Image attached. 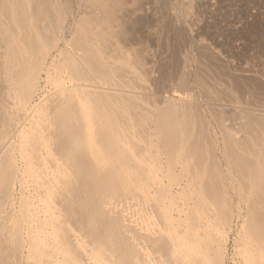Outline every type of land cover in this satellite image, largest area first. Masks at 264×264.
Segmentation results:
<instances>
[{
	"label": "rangeland",
	"instance_id": "374dc122",
	"mask_svg": "<svg viewBox=\"0 0 264 264\" xmlns=\"http://www.w3.org/2000/svg\"><path fill=\"white\" fill-rule=\"evenodd\" d=\"M27 1L30 3L29 0ZM34 1L35 0H33V3ZM39 1L40 2L43 1L45 3V4H43V2L41 3L40 9L42 8V6H44L42 9L45 8L47 11L45 12V9L44 10L41 9L40 10V12L42 11L41 14H43V12L45 15L49 14L50 20L53 18L55 19V21L52 19L53 21L51 20L50 22V20H47L49 19L48 18L49 16L42 15L43 17L40 18L38 17L39 19L36 18L37 23L39 24L35 25L36 21H34L33 18L34 16L33 11L35 10L33 7L34 4L32 2L30 3L31 5L27 4L28 5L27 8L32 6V9L31 8L27 9L29 15L28 19L30 20L31 23L35 22V24L33 25L36 28H33V25L32 24L30 25V22L28 23L29 27H32L36 32V34L39 33V36L43 38V40L39 38L40 41L42 40V43L44 42L47 43L49 37H50V42H48V45L44 44V46L47 47L43 49L44 51L42 53L44 52L45 53L44 55L42 54V56L39 59V62L37 61L38 64L37 63L35 64L36 65L35 68L36 69L37 67L39 68L37 71L34 70L36 73L35 74L33 73L32 77L33 76L35 77V79L33 77L35 82H33L34 80L32 79V85H30V87L31 86L34 87L33 85H35V87L33 89L31 88L32 90L30 89L29 86L25 87V89L26 88L30 89L31 91H29L28 89H26V91L28 90L31 93H29L30 95H26V97L29 96L27 98L23 95L24 96L23 98H26V100L24 99L25 100L24 102L22 101L23 93L19 92V88H20L19 86L20 83L22 82V77L18 78L16 75H15L16 77L14 76V71H12L13 64H10L8 62L10 61V51L8 49L9 40L7 39L8 40L7 41L4 38L6 36H3L4 34L2 33L3 31L4 33L7 32L4 28V26L6 25V27H9L8 29L9 30L11 29L12 33L15 34L14 30L18 26H20V23L17 26L18 21L16 20L17 22H15L16 23L15 24L16 27H15L13 23V21L15 20L9 17L10 15H7L6 10L4 11V5L3 7L0 6V172L2 173L3 176L5 172H6L5 176L8 174V172L10 174V170L12 172L11 173L12 175L11 174L9 175V177L11 178H9L8 175L7 177L5 176L3 177L0 174V264H50L54 261L53 258L55 260L59 259L61 261L59 260L58 261L62 262V258L64 257L63 251L61 252L54 251L53 249L55 246L60 247L61 243L69 255L72 254L75 259L81 262L85 261L86 264H89V261L92 264L94 261L100 260L101 258L102 260L105 259L103 261L105 262V264H107L106 261H108L109 259L110 262L108 261V264L109 263L117 264L119 259L123 258L121 255H118L119 253L113 249L112 245H110L108 249L107 248L109 246L108 244L107 245L105 244L106 246L102 247L104 250L102 249L99 252L100 250L99 249L98 250L99 256L97 255V249L95 250V242H93L92 239L88 240L90 237L89 235H85V234L86 232L89 231V228L91 230L94 227L95 223L97 222L96 220L98 219L97 218L98 213L96 214L95 211L94 214L96 215V217L94 214H93L94 217H92L93 215L91 216V213L93 211L87 212L88 209H86L85 211V208H82L81 207L82 205L80 206L82 202V200H80V197H82V199L83 197L84 199H86L85 195L79 196L80 194H78L79 192H77L78 194L77 196L79 197V199L78 197H76L74 198L76 200H73V195H69L68 198V195H66L68 193L67 191L65 192V190H63L64 187L60 185L61 184L60 182L58 183V181L55 180L54 183L56 182L57 185H60V186H56L54 185L53 182H51L52 183L51 184L50 180L48 179V177L51 176L53 177V174L59 173L60 169L62 170L64 163L58 161V159L60 158L59 157L60 152H58L59 149L56 148L57 146L55 144L54 145L51 144V142L49 144L46 143V140L48 139H50L51 141V137H52L51 130L50 131L49 129L45 130L47 129V127L46 128L42 127L43 128L42 129L41 125L43 124L38 126V124L40 123L37 124L36 120L37 118H40L42 116L41 118L43 120L41 123L46 122V124L48 123L50 126H52L51 124H53L52 123L53 121L51 123L50 121L54 120L53 115L51 114V119H50L49 113L51 112L49 111V109H47V112L43 110H45L48 107L50 98H52L53 96L52 93L54 94L55 92L54 90L58 89L57 86L59 87L61 86V88L77 86L78 88H86V89L89 88L95 91L101 89V91L103 90V92L109 94V96H114V94L113 95L111 94L112 92L115 93L116 95L119 94L118 97L115 95L116 99L120 98L126 100L125 101L126 103L129 102L127 105L125 104L126 106L132 104L131 102H133V105L129 106V108L127 107L128 113L130 112V114L127 113V115H128V119L130 116L129 119L130 121L135 120L134 121L135 124L134 122L131 123L132 125L131 130L133 131L132 132L128 131L130 136L125 138L126 139L129 138V140H131L132 143H134L133 142L134 140L135 141L137 140L138 142L137 141L136 142L139 145H142L144 142L145 144L144 146L146 147V150L149 149L146 151L147 154H145L144 156L145 159H149V158L152 159L153 157V159L155 158V162L158 163L157 164L158 168L156 167L157 168L156 172L158 173V175L160 174L159 179L161 182L159 188L161 187L163 188V190L161 188V194L163 196L161 194L159 195L161 197L159 199V202L161 201L160 202L161 206L165 207L166 205V207H169L168 208L169 211L172 210L171 215H173L172 217H175L173 219L174 220L173 223L176 224L179 230L181 231L193 227V229L196 232L203 233L204 231L203 224H205L206 228L208 227L207 232L210 229L208 236L209 240H207L206 242L207 245L205 243L202 245V246L205 245L206 249L201 247L205 249L206 252H208L207 254L205 253L207 257L209 254H211L208 257L209 260H211L212 255L219 253L218 255L220 256V261H221L220 264H249L251 261L250 260L251 256L249 257L250 259L248 258V260L246 257H248L251 252L249 249L247 250L244 249V247H248L247 242H249V246L253 245L254 241L251 234H249L248 232L249 235L248 236L246 232H244L247 230H243L241 227L244 228L246 226V228L244 229H247V222L251 217V213H250L251 205H254V208H256L257 212L261 210L264 211L263 210L264 201L254 204L252 203L254 201L255 195H258V193L262 194V195L259 194L258 196H260L262 200H264V191H263L264 189H261L262 192H259L257 190L259 186H260L259 189L263 188L264 178L255 175V173L253 174L252 173V171L254 172L253 167L250 168L249 170L250 172L248 173L243 174V172L242 173L238 172V170L240 171V168L236 163H234V158L232 157V155L234 154L235 156L236 154L235 152L242 153L245 151V149L247 151V147L249 146L245 144H249V142L251 141L252 142L251 145L253 147L249 144L252 148L251 147L250 149L248 148L249 150L247 151L249 152L250 150L253 149V151H250V153H248L251 155L245 153L246 151L244 152L245 155L244 153H242V155H244L246 158L248 157L247 159L250 161H252L251 158H253V160L257 158V160L255 159V161L257 162L255 163L260 164L259 166H262L261 168H264V164H263L264 163L263 160L264 159L263 158L264 157V152H263L264 150L263 149L264 147V0H108V4L112 7V11L114 15L113 17L115 18L111 25L112 27L111 34L107 41L96 42L97 44L96 43L94 44L93 47L95 48H93V50H97V52L99 53L101 61L103 60L104 62L105 70L106 69L108 70L109 69L108 66H110L111 68L110 72H112L111 74H108L109 70L105 72V70H103L104 69L103 66H101L100 64H97L94 61L93 63L90 60H88L86 55H84L85 52L83 51L86 50V47L85 49H83L84 47L80 46L79 43H77V45H74L76 42L74 43L72 42L73 40L76 41L75 37H77V35L75 34V29L77 33V28L79 26V19L85 16L87 17L90 14H92V11H94L93 10L94 7H96L94 5L95 0H39ZM53 4H54L53 7L56 6L57 12H59L60 14L57 13L56 9L52 7ZM49 6L52 7L51 9L55 10V12L59 16L61 15L60 16L61 20L60 22H58V25H55L56 27L54 26V22L56 23L57 20L59 21L60 18L57 19L59 16L55 18V15L57 14H55L54 11L52 12V10L49 9L50 8ZM30 10L33 11L31 12ZM50 14H52V18ZM30 16H32V20ZM41 18L44 19L41 20ZM10 20H12V22ZM44 20L45 22L43 23L42 21ZM46 20L48 23L46 22ZM45 23L47 24V26ZM12 26L15 28L14 30ZM49 26H51L52 28L54 27L53 29L56 30L53 31L52 28H48ZM96 26H97V22L94 21L91 24V27L92 29H95ZM18 28L20 29L21 27ZM18 28L16 29L17 31L15 30L16 35L17 32L20 31L18 30ZM51 30L53 32H51ZM21 31L22 32L20 36L19 34L18 36L23 38L24 34L22 33H24V31L22 28ZM16 35L14 36L10 35V36L12 38L13 37L15 38ZM48 35L49 37L47 38ZM19 37L17 38L16 36L14 40L17 41L18 39L19 41H22L24 39L23 38L21 40ZM44 39L47 40V42L44 41ZM5 41L7 42V44H5L6 43ZM5 47L8 48L6 49ZM77 47L78 48L80 47L81 49L80 48L78 49ZM7 53L9 57L7 56L6 58ZM81 53L84 56H82ZM84 57H86L85 60H83ZM122 59L123 61L126 60V62L121 61ZM113 61H115L116 64ZM5 62L6 63L8 62V64H6ZM83 63L84 65H82ZM106 63L107 64L110 63L111 65L110 64L107 65ZM120 63L121 64L127 63L128 67L126 65L125 67L124 64L121 65ZM119 64L121 65L120 68H119ZM8 65H10L11 68ZM121 67H123V69H121ZM74 68L75 69L78 68L77 70L79 75L77 74V71ZM74 70L76 71V73ZM8 73L9 75L10 74L12 75L10 76V80H9V75H7ZM25 73H29V72L26 71ZM54 73L55 74L57 73L56 77L58 76L59 78L58 77L53 78V75H55ZM25 75L28 76L27 74ZM12 78H15L14 80H16L17 78V81L15 82H13V80L11 81ZM52 79L54 80L57 79V82L59 83L57 84L56 82H53L54 80ZM54 83L57 84V86ZM15 85L18 86L19 88L16 87ZM15 89L18 90L15 91ZM109 90L112 92H110ZM119 92L120 93L123 92L122 95ZM15 93L18 94L17 97H16L17 94L15 95ZM124 93H127L126 94L127 96ZM19 94L21 95L20 99H19ZM121 96H124V98ZM128 96L131 97L132 99L131 98H130L131 100L125 99V97L129 98ZM133 99L134 101H132ZM18 100L22 101L24 105L22 104V102L20 103ZM169 100H171L172 102L175 101L174 106L177 107L178 105V108L172 107L174 110L175 109H177V111L179 110L177 112L178 114H180V111L183 109L184 111L188 109V112L191 113V114L188 113L186 114L187 111L185 113L182 112L183 114L187 115V117H185L186 120L184 124L187 123L186 127L189 128L187 130L189 132L186 131L187 128H185V126H183L185 129L183 128L182 130H185L184 131V133L186 132L185 139L188 140V142L184 140L185 134L183 133V131L181 132L184 135L179 132L181 135L178 134L177 137L179 141L182 140L183 142H181L182 144L176 143L177 145L179 144L178 145L179 150H177V146L174 148L176 150L175 152L173 149L174 153L172 152L173 155L171 154V156L173 157L171 156L169 157V154L168 156H166L167 151L164 150L165 148H163L164 145L162 144V140L161 142L159 141V138L161 139V135L159 136V138L156 137L157 135L160 134L158 133L159 130L156 127L158 131L157 130L155 131L156 128L154 127L156 126V122L158 123V117L160 116L159 114L160 112H158V108L160 110L161 107H162L161 109H163V106L167 107L168 106L167 102H169V104L171 103V105L170 107L169 106L168 107L172 111L171 106L173 103L170 102ZM117 101H120L121 102L120 104L123 103V101L121 100H117ZM18 103L22 104L23 106L19 105ZM179 107H181L182 109L180 110ZM173 111L171 112L172 114ZM175 112L173 117L172 114L169 113L171 114V117L168 118L169 116L168 114L167 119L171 120L170 118H173L174 119V120L172 119L173 122L178 126L182 127L183 123H181L180 125L179 122L182 119V118L180 119L181 117L180 115H182V113L178 115L179 119H177L176 118L177 113L175 114ZM134 116L137 118H135ZM140 116L141 118L138 119V117ZM183 116L184 115H182V117ZM175 118L177 120H175ZM188 119H191L189 121H192L190 125H192L193 128H190L192 126L188 127L190 123L189 121H187ZM136 122H138L142 126ZM34 123L37 126L34 125ZM48 124L46 126H48L49 128ZM134 126L138 128H135ZM29 127H31L33 130L29 129ZM194 128L196 131H194ZM25 130L26 132L35 131L36 136L39 135L40 138V141L38 143L39 145L35 144L36 148L34 145V149H33V150L36 149V152L35 151L34 152L37 154V156L34 154L33 151L32 153H30L31 145L29 146V144L31 143H29V139L27 141V139L22 138L21 133L25 132ZM139 130L142 131L139 132ZM45 131L48 132L46 133ZM35 132L33 133L35 134ZM224 132H226V134ZM156 133L158 134L156 135ZM227 133L229 134V137L231 138L233 137L232 140H234L235 142L230 141L231 139L228 138ZM196 134H198L200 138L198 136L196 137ZM45 136H47L48 138H46ZM131 136L132 138H130ZM191 137L192 138L194 137L193 138L194 141L192 140ZM225 138L228 139V141H226ZM198 139L199 141L196 142ZM192 141L194 143H197V145L199 144L198 146H201L200 144H202V147H203V142L201 141H204L205 146L203 147L204 148L203 151H205L207 148L209 149V147L211 146L209 150L207 149L206 152H204L203 159L207 160L206 163L216 162L215 163L216 165L213 163L215 167L219 166L217 171L219 175H221L220 178L223 177L222 180L220 179L221 191H224L221 194L225 196L223 198L225 200V201L223 200L224 203L222 202V204L220 205L221 207L219 206L221 209L219 212L221 214H219V212L216 210L219 208V207L217 208V204L211 207L209 203L210 201L209 202L207 201L208 198L201 192L200 196L202 197V199H204L203 202L199 197V194L196 192L197 190L201 191L200 189L201 183L199 178L196 177L198 175L197 172L195 171H198L197 170L198 167H195L194 165L197 164L196 166H198L197 163L198 159L194 160L195 156L193 155L197 154V152L194 154L195 150L194 148H192L193 146ZM128 142L132 144L130 141ZM185 142L187 143V145ZM224 142H228V144H225ZM231 142H233V145ZM42 143L44 147L43 145H41ZM229 143H231V145ZM234 143H236L237 146H235L236 144ZM238 143L239 144L243 143V144L239 145ZM184 144L187 146L185 150H187L188 153L187 152L185 153L184 147L186 146ZM46 145L48 148H46ZM160 145H163V147ZM224 145H226L227 147H225ZM244 145L246 146V148ZM49 147H52V149ZM228 147L230 148V151ZM234 147H238L237 148L238 150H236V148ZM54 148H56V151ZM28 149L30 152L28 151ZM39 150L42 152H40ZM193 150L194 152L191 155L194 157L193 160L197 161L195 163H192L193 157H189L190 152H192ZM226 150L228 154L227 152H225ZM27 151L29 152V154ZM177 151L179 152L177 153ZM253 152L255 153L253 154ZM7 153L10 155L6 156ZM48 153L50 154L49 156L47 155V157L49 158L51 157V160L50 159L48 160L47 163L49 164L47 165L46 161L48 158L46 157V154ZM51 153L52 154L55 153V154L51 155ZM175 153H177V155ZM209 153H211L212 155ZM225 153L226 155L229 156L225 157L226 156V155L224 156ZM261 153L263 155H260ZM27 154L31 155V157L25 156ZM205 154L208 155L209 160L206 158L207 155ZM246 154L248 156H246ZM256 154L262 156L263 161L261 160V157L258 155L257 157L256 156L252 157V155H256ZM44 155L47 159L44 157ZM34 156L38 157V159H36L37 161H34L35 160L34 158L31 159ZM211 156L215 161L213 159H210ZM3 157H4L3 160H6L8 157L11 160L7 162L8 161L7 159V161L2 162ZM229 157L232 158L233 160H230ZM28 159L31 160L33 164L28 163L27 161ZM203 159L201 161H203ZM260 160L262 161V163ZM10 161L12 162V166L9 168V165H11ZM24 161H26L25 165H27V167L24 166ZM55 161L57 162L54 163ZM183 161L184 163H186V169L184 167L185 165ZM228 161L229 162L232 161L233 163L232 162L229 163ZM2 163L8 165V167L7 166L3 167L4 164ZM228 163L230 165H228ZM255 163L253 164L254 166ZM29 164L31 165V168ZM235 165L237 166L235 167ZM232 166L233 168H231ZM6 167L8 169H6ZM228 167H230L231 169ZM50 169L53 170L49 171ZM191 169L193 171H191ZM183 170L184 171L187 170L186 171L187 173L186 172L184 173ZM171 171L174 173V175L172 174ZM167 172L171 174H168ZM236 172L237 174L239 173L238 176ZM167 174L170 176H168ZM248 175H250L253 178H250V176ZM42 178L44 179L47 178V181L46 180L44 181V179ZM170 178L172 179L171 182H170L171 180ZM167 179L170 180L168 181ZM241 179L242 180L244 179V182L246 180V182L248 183L246 182L244 183ZM238 180H240L241 182H239ZM253 180L259 182L261 181V183H259L260 185L258 186V184H256L257 182ZM195 182H198L197 183L198 185H196ZM238 182L239 185L237 184ZM250 182H252V184H249ZM247 184L249 185V187L247 186V188H245ZM52 185L53 187L55 186L56 189H53ZM163 185L166 187L164 188ZM193 185L194 186L196 185L198 189L194 188ZM242 185L243 188H240V186ZM48 186L52 189V191L50 190V188H48ZM252 186H254L255 188ZM235 187L237 189L240 188L239 190L242 189L241 193ZM58 188L61 189H59L55 193L54 191L57 190ZM252 188L253 190L256 191V193L255 191L254 192L252 191ZM164 189L165 190L167 189V193L164 192ZM192 189H194V191L198 194L197 196L198 200L195 198L196 197L195 192ZM246 189H248L249 191H247ZM152 190L153 188H150V192H151L150 195L152 196H149V198H147L146 201L144 198L142 197L140 198L136 194L127 193L129 194L127 195L126 192L125 193L119 192V195L118 193L117 194L114 193L115 194L114 196H112L113 194L111 195L108 193L110 198L109 200L107 196L108 194L103 193L104 195L102 197L104 198L105 196L106 198L104 199L102 198L101 203L104 204L103 207L108 212L104 210V208L101 205L102 210L105 211L104 213L106 214L108 213L109 216L111 217L114 214L113 218L118 219L117 224L123 225L120 227L118 225L119 228H117L118 229L117 231L120 234V236H123L124 239L128 240V242L132 244V246L140 245L141 250L143 249L141 251L137 246L136 255H134L135 257H133L132 259L134 263L136 262V264L137 263L138 264H182L181 260L174 257L175 252L173 251L170 252L169 250L170 246L168 247V245L165 243L168 240H169V244L171 243L170 242L171 236L169 234H166L165 232V230H168V226H166L161 219V214H159L160 213L159 207L161 206L160 203L159 205L158 203H155L153 198L154 190L153 191ZM186 190L188 192H186ZM250 190L253 193H255V195H253V193L250 192ZM59 191H61L60 194L62 193V195L65 193L64 196L67 197L64 198V196L59 194ZM246 192H248V194ZM184 193L188 195H184ZM190 193L192 194L191 196ZM55 194L57 195V197ZM117 195L118 197H116ZM49 196H51V198H49ZM53 196L56 197V199ZM53 199L57 200V202L59 200L60 202V203L58 202L59 205L57 204V202L55 203V200ZM65 199L66 201H68V203L71 202L74 205H70L71 203L68 204L65 201ZM148 199L150 201H148ZM151 199H153V201H151ZM199 199L202 201L200 202L203 204L202 205L203 207L199 205L200 203ZM249 199L252 200L249 201ZM170 200H172L173 203ZM63 201L64 204H62ZM75 201L76 203L77 202L79 203V204L77 203V205L79 206L78 209L80 210L76 209L77 205H75ZM105 201L106 203H104ZM227 201L229 202V204ZM20 202H23L30 209V211L28 210L29 217L31 216L30 218L25 217L24 215L21 214L23 212L20 211L19 209L21 208L22 210L23 203L20 205ZM205 202H207V204ZM54 203L56 206L54 205ZM225 203L228 204V206L230 205V208H227L228 206L226 207ZM43 204L46 208L48 207L47 209H49V207L51 209L53 208L50 211L52 212L50 214L51 216L49 215L50 209L46 212L45 211L46 209L43 206ZM47 204H50V206H47ZM66 204H68L69 208L71 207L72 210L74 209V211H71V209L69 211V208H66L65 210L64 207H68ZM108 205L110 206L111 209L109 208ZM106 206L108 208H106ZM157 206L159 207L157 208ZM200 206L202 209L200 208ZM222 207H226V209L225 208L222 209ZM193 208H195L196 211ZM214 208L218 212V214L217 212H214L215 211ZM249 208L250 210H248ZM56 209L57 210L59 209V212ZM75 209L77 210V212L75 211ZM83 209L84 211H82ZM61 210L64 211L62 212ZM222 210H224L223 214L225 213V211L227 214L229 213L228 218L231 217L229 219L230 221L226 220L227 219L226 213H225L226 215L224 214L226 216L225 217L226 219L223 218L224 215L222 217ZM55 211H57L58 213ZM66 211L68 212L66 213ZM13 212H15L14 214L16 217L13 215ZM72 212H74V214L76 212L75 216L73 215ZM86 212L87 215L89 213L90 217H92L93 219L87 217ZM68 213L69 216L67 215ZM58 214L62 216L59 217ZM78 214L80 217H83L85 215L86 216L85 218L84 217L78 218L79 217ZM245 214H248L247 218ZM217 215H219V217ZM67 216L69 217V219ZM193 216L195 217V219ZM197 216L199 219L197 218ZM17 217L19 218L20 221H22L20 222V224H18L19 220L15 221L18 219ZM22 217L26 219L24 220ZM188 217L189 219L190 217L191 218L193 217L192 218L193 220L192 219L188 220ZM210 217L211 218L213 217L212 219L217 217L216 219L218 220L216 219L212 220ZM14 218L17 219L13 220ZM55 219L57 220L59 219L61 222L60 221L56 222ZM80 219L81 220L83 219L82 223L84 225L83 224L80 225L81 224V222L79 223V221H81ZM88 219L90 221L89 224L87 221ZM90 219H92V221ZM94 219H96L95 220L96 222L93 221ZM120 219L122 223L120 222ZM208 219L210 220V222H207L209 221ZM245 219H248L247 222ZM197 221L199 222L196 223ZM13 222H15L16 224ZM84 222H86V224L88 225H85ZM92 222L93 224H91ZM241 223H244L242 224L243 226L241 225ZM12 224H14V226ZM19 225L21 227H18ZM86 226L87 227L90 226V227L87 228ZM11 227L12 230L14 229L13 231L11 230ZM121 227L124 228L127 227V229ZM53 228L54 229L57 228L56 232H58L59 236H61L59 237V240L58 238H55L57 234L52 232ZM130 228L133 229L130 230ZM119 230L124 231V234H122L123 232ZM161 230L164 233H162ZM15 231H17L16 234L18 235L20 234L19 235V240L21 239L20 243H18L19 241L16 240L18 236L15 234ZM19 231L20 233H18ZM129 231L132 233H130ZM158 231L159 233L161 232L160 233L161 235L158 233ZM150 232L153 235H151ZM11 233L16 237V238L14 237L15 240L14 239L12 240ZM33 234L34 235L38 234L40 238L43 239V245H41V247L36 250L37 252L35 251L33 254L31 252L30 254L29 252L31 251V247L33 245H31L30 247L29 244H33L32 242L33 238H31L32 236L34 237ZM53 234L55 235L54 237ZM113 234L115 239V233H112L111 236H113ZM135 234L140 240L136 237ZM242 234L243 235L246 234L245 237H243ZM111 236L106 237L107 239H109L108 242L114 240L113 238H112L113 240L111 239ZM247 237L248 239L247 241H245ZM250 237L252 238L251 241L249 240ZM242 238H244V242L243 240H241ZM61 239L64 240L63 241L64 243L62 242ZM13 241H16L17 244L16 243L12 244ZM239 241L243 243L241 244V242ZM237 242H239L241 246ZM57 243H59L60 245ZM245 243L246 246L244 245ZM91 244L92 245L94 244L93 247H91L92 246ZM218 246H221L222 248L219 247L221 250L219 252H215V250L218 251L217 249ZM110 248L113 250V252L112 250H110ZM74 249L77 251H75ZM92 251H94V254ZM242 251L244 253L246 252H250V253L244 254ZM220 252L222 253V255H220ZM242 255H246V257L244 256L246 258L245 260H247L246 263ZM80 257L81 259L83 258L84 260L82 261L81 259H79ZM57 260L56 262H58ZM124 261L123 259L120 260L119 264H124ZM85 263L83 262V264Z\"/></svg>",
	"mask_w": 264,
	"mask_h": 264
},
{
	"label": "bare ground",
	"instance_id": "6f19581e",
	"mask_svg": "<svg viewBox=\"0 0 264 264\" xmlns=\"http://www.w3.org/2000/svg\"><path fill=\"white\" fill-rule=\"evenodd\" d=\"M30 1V3L32 2L33 3V0L31 1V0H29ZM28 1L27 0H1L0 1V3H1V5L0 6H2L3 7V5H4V11L6 10V12H7V15H10L9 17H11V18H13V20H15V21H13V23H14V26L16 27V23L15 22H17V26H18V24L20 23V26H18V27H21L22 29H23V31H24V33H22V34H24V39L23 38H21V37H19L20 36V34H21V28L19 29L18 27V30H20V31H18L17 32V35H16V29L13 27V30H14V32H15V34L14 33H12V30L10 29H8L9 27H6V25L4 26V28H5V30L7 31L6 33H4V31L2 32L4 35L3 36H6V37H8V38H6V37H4L7 41H8V45H9V48L8 47H5L6 49L8 48L9 49V51H10V61H8L10 64H13V66H12V71H14V76L16 75L18 78H20V77H22V82L20 83V88L18 87V86H16V87H18L19 88V92H21V93H23L22 94V101L24 102L25 100H26V98L27 97H29V96H27L26 97V95H30L29 93H31V92H29V91H31L34 87H35V85H33L34 87H30V85H32V79H33V77H32V74L34 73H36L34 70H38V68L39 67H37V69L35 68V64L37 63V61L39 62V59H40V57L42 56V54L44 55V53H42L44 50L43 49H45L46 47L44 46V44H47L48 45V42H50V37H49V35L47 36V38L49 37V40H48V42H47V40H45L44 39V41H46L47 43H42V40H43V38L42 37H40L39 36V33L38 34H36V32L34 31V29L33 28H36L33 24H35V22H33V23H31L30 22V20L28 19L29 17V15H28V12H27V9H29V8H31L32 9V6L31 7H28L27 8V6L28 5H31L29 2L27 3ZM43 1H39V0H35L34 1V11L33 10H30L31 12L33 11V18H34V21H36V24L35 25H37V24H39V23H37V20H36V18L37 19H39L40 17H43L42 15H45L44 14V12H43V14H41L42 13V11L40 12V10L44 7V6H42V8L40 9V6H41V3H42ZM28 4V5H27ZM43 4H45L44 2H43ZM42 4V5H43ZM96 7H94V11H92V14H90L89 16H85V17H82L81 19H79V26H78V28H77V33H76V29H75V34L77 35V37H75L76 38V41L75 40H73L72 42L74 43V42H76L74 45H77V43H79L80 44V46H82V47H84L83 49H85V47H86V50H83L85 53H84V55H86V57L88 58V60H90L91 62H95V63H97V64H100L101 66H103V70H105V66H104V62H103V60L101 61V58H100V55H99V53L97 52V50H93V48H95V47H93L94 46V44L96 43V42H101V41H107L108 40V38H109V36H110V34H111V25H112V22L114 21V15H113V11H112V7L108 4V0H95V4H94ZM54 6V4L52 5V7ZM50 7V6H49ZM52 7H50L49 9L50 10H52L51 8ZM53 8H55L56 9V12H57V8H56V6L55 7H53ZM45 9V8H44ZM44 9H42V10H44ZM49 9H48V11H49ZM29 11V12H30ZM55 12V10H52V12ZM5 12V13H6ZM45 12H47L46 11V9H45ZM55 12V14H57V13H59V12H57L56 13ZM54 14V15H55ZM60 14V13H59ZM32 15V14H31ZM41 15V16H40ZM47 15V14H46ZM45 15V16H46ZM51 15V18H52V14H50ZM44 16V17H45ZM47 16H49V14L47 15ZM59 15L57 14V15H55V18L56 17H58ZM61 16V15H60ZM58 17L57 19H59V21L57 20V24L54 22V26L55 25H58V22H60V20H61V17ZM8 17V18H9ZM31 17V20H32V16H30ZM39 17V18H38ZM10 18V19H11ZM46 18V17H45ZM49 19H47V20H50V16L48 17ZM42 19H44V18H41V20ZM53 19V18H52ZM51 19V20H52ZM17 20V21H16ZM29 20V21H28ZM47 20H46V22H47ZM51 20H50V22H51ZM54 21H55V19H53ZM52 20V21H53ZM97 22V26H96V28L95 29H92V27H91V24L94 22ZM11 22H12V20H10ZM39 21V20H38ZM30 22V25L32 24L33 25V28L32 27H29V23ZM41 22V21H40ZM43 23L45 22V20L44 21H42ZM49 22V23H50ZM48 23V22H47ZM116 23V22H115ZM46 24V23H45ZM51 24V23H50ZM52 25V24H51ZM59 25H60V23H59ZM46 26H47V24H46ZM2 27V26H1ZM56 27V26H55ZM59 27V26H58ZM57 27V28H58ZM11 28V27H10ZM48 28H52L51 26H49ZM54 28V27H53ZM52 28V29H53ZM8 29V30H7ZM36 30V29H35ZM49 30V29H48ZM56 30V29H55ZM54 29H53V31H55ZM32 31H33V33H32ZM52 30H51V32H53ZM115 31V30H114ZM42 33V32H41ZM115 33V32H114ZM18 34H19V36H18ZM47 34V33H46ZM10 35H12V36H14V35H16L17 36V38L19 37L22 41H19L18 39H17V41L16 40H14L15 38H16V36H15V38L13 37H11ZM72 35H73V33H72ZM41 36H42V34H41ZM44 37H46V36H44ZM3 38V39H4ZM39 38H41L42 40L40 41L39 40ZM13 39V40H12ZM74 39V38H73ZM6 42V41H5ZM5 44H7V42L5 43ZM97 44V43H96ZM78 48V47H77ZM80 48V47H79ZM78 48V49H79ZM81 49V48H80ZM120 49V48H119ZM118 50V49H117ZM121 51V50H120ZM6 52H8V51H6ZM81 52V51H80ZM82 54V53H81ZM83 54H82V56H84ZM7 56L9 57V55H8V53L6 54V58H7ZM82 56H81V58H82ZM86 57H84V59L83 60H85L86 59ZM80 58V59H81ZM42 59V58H41ZM6 60H8V59H6ZM87 61V60H86ZM121 61H123V59L121 60ZM8 62L6 63V64H8ZM85 62V61H84ZM93 62V63H94ZM103 62V63H102ZM114 63H115V61H113ZM123 62H126V60H124ZM40 63H41V61H40ZM88 63V62H87ZM86 63V64H87ZM38 64V63H37ZM71 64V63H70ZM91 64V63H90ZM107 64V63H106ZM108 64H110V63H108ZM107 64V65H108ZM116 64V63H115ZM121 64V63H120ZM119 64V68H120V66L121 65H123V64H121L120 65ZM72 65V64H71ZM82 65H84V63L82 64ZM111 65V64H110ZM127 66L128 64L127 63H125L124 64V66ZM8 66H10V65H8ZM37 66H39V65H37ZM78 66V65H77ZM89 66V65H88ZM116 66H118V65H116ZM125 66V67H126ZM107 67V66H106ZM109 67V71L106 69L105 70V72L106 71H108V74H111L112 72H110V66H108ZM111 67H113V66H111ZM128 67V66H127ZM10 68H11V66H10ZM79 68V67H78ZM77 68V69H78ZM82 68V67H81ZM80 68V69H81ZM119 68H116V69H119ZM6 69V68H5ZM75 69V68H74ZM77 69H75L76 71H77V74H78V70ZM115 69V68H114ZM121 69H123V67H121ZM125 69V68H124ZM7 70V69H6ZM74 70V71H75ZM26 71H28L29 73H25ZM73 71V70H72ZM76 71H75V73H76ZM56 72V71H55ZM110 72V73H109ZM9 73H10V71H9ZM9 73L7 74V75H9ZM25 74H27L28 76H26ZM55 74V73H54ZM56 75H57V73L55 74V75H53V78H57L56 77ZM75 75V74H74ZM79 75V74H78ZM10 76H12L11 74L9 75V80H10ZM15 76V77H16ZM59 78V77H58ZM15 78H12L11 79V81L13 80V82H15V81H17V78H16V80H14ZM34 79H35V77H34ZM33 79V80H34ZM52 80H54V79H52ZM59 80V79H58ZM33 82H35V80L33 81ZM53 82H56L57 84L59 83V82H57V79H55ZM15 84V83H14ZM35 84V83H34ZM55 84V83H54ZM57 84H55L56 86H57ZM11 85H12V83H11ZM10 86V85H9ZM30 87V89H28V88H26V89H28L27 91H26V89H25V87ZM16 87H14V88H16ZM58 87V89L56 90H54L55 92H54V94L52 93V98H50V101H49V104H48V107L45 109V110H43V111H46L47 112V109H49V111L51 112V113H49L50 114V119H51V114L53 115V117H54V120H51L50 121V123L52 122L53 124H51L52 126H50L48 123V125H49V128H48V126H46L47 124H46V122H43V123H41L42 122V116L40 117V116H38V117H40V118H37V124L38 123H40V124H38V126L39 125H41V124H43V125H41V128L42 127H47V129H45V130H48L49 129V131L51 130V134H52V137L51 136H49V135H47V136H49V137H51V141H50V139H48V140H46V143H50L51 142V144H55L57 147V149H59V151L58 152H60V154H59V159H58V161H60L61 163H64V166L62 167V170L60 169L61 168V166H60V172L59 173H55L54 171V173L55 174H53V177L51 176V177H48V179L50 180V183L51 182H53L54 183V181L55 180H57L58 181V183L60 182L61 184L60 185H62L63 187H61V188H63V190H65V192L67 191V193L68 194H66V195H68V198H69V195H73V200H76V199H74V198H76V197H78L77 195L78 194H80L79 196H83V195H85L86 196V199H84V197H83V199H82V197H80V200H82V202H81V204H80V206L82 207V208H85V211H86V209H88V211L87 212H91V211H93L92 213H91V216L95 213V211H96V214L98 213V215H97V220L96 219H94L93 221H95L96 223H95V225H94V227L90 230V226L89 227H87V228H89V233L88 232H86V234L85 235H89V239L88 240H90V239H92V241L93 242H95V250L97 249V255H98V253L103 249L102 247H104V246H106L107 244L109 245L107 248L109 249V247H110V245H112L113 246V249L115 250V251H117L119 254L118 255H121L122 257V259H123V261H124V259H125V261H126V264H133L134 262L132 261V259H133V257H135L134 255H136V251H137V246H132V244H130L129 242H128V240H126V239H124L123 238V236H120V234L118 233V229L117 228H119L120 226H123V225H119V224H117V221H118V219H115V218H113L114 217V214H113V216L111 217V216H109V214L107 213H104L105 211H103L102 210V207L104 206V204H102L101 203V199L103 198L102 196L105 194V193H109V194H113L112 196H114L115 194H117L118 193V195H119V192H122V193H125L126 192V194L127 193H130V194H136L138 197H142V198H144L145 199V201H146V199L147 198H149V196H152V195H150V188H153V190H154V192H153V198H154V201H155V203H158V205H159V203L161 202H159V199L161 198L159 195L161 194V188H159V185H160V179H159V176H160V174L158 175V173L156 172V169L158 168V166H157V164L158 163H156L155 162V158L153 159V157H152V159H145V154H147V150H149V149H147L146 150V147L144 146L145 144H144V142H143V144L142 145H139L135 140L133 141L134 143H132L131 142V140H129V138L128 139H126L125 137H128V136H130V134L128 133V131H133V130H131L132 129V125H131V123L132 122H134V121H130L129 119H130V116H129V119H128V115H127V113H128V110H127V107L129 108V106H131V105H133V102H131L132 104H129L128 106H126L129 102H125L126 100H124V99H120V98H118V99H116V97H115V93H113L112 91H110V92H112L111 94L113 95L114 94V96H109V94H106V93H104L103 92V90L101 91V89L100 90H97V91H95V90H92V89H86V88H78L77 86H75V87H66V88H61V86L59 87V86H57ZM57 87H55V88H57ZM63 87V86H62ZM13 90V89H12ZM16 90H18V89H15V91ZM98 91H100V92H98ZM106 91V90H105ZM108 91V92H109ZM28 92V93H27ZM107 92V91H106ZM109 92V93H110ZM115 92V91H114ZM17 93H18V91H17ZM17 93H15V95L17 94ZM20 93V94H21ZM26 93V94H25ZM117 93V92H116ZM120 93V92H119ZM122 93L123 92H121L120 94L122 95ZM19 94V99H20V97H21V95ZM125 95L127 94V93H124ZM123 94V95H124ZM26 97V98H23L24 96ZM119 95V94H118ZM118 95H116L117 97H118ZM131 95V94H130ZM18 96V94L16 95V97ZM127 96V95H126ZM51 97V96H50ZM121 97H123L124 98V96H121ZM129 97V96H128ZM131 97H129V98H126L125 97V99H129V100H131L130 99ZM25 99V100H24ZM49 100V99H48ZM117 100H121V101H123V103L122 104H120L121 102L120 101H117ZM129 100H127V101H129ZM20 103L22 102V101H20V100H18ZM17 101V102H18ZM132 101H134V99L132 100ZM170 102H172L171 100H169ZM23 102H22V104H23ZM166 102V101H165ZM175 102V101H174ZM174 102H172L173 104H172V106H171V109H172V111L174 110L173 108H178V105H177V107L176 106H174ZM168 103V106L170 107V105H171V103L169 104V102H167ZM19 104V103H18ZM22 104H19V105H21V106H23ZM126 104V105H125ZM165 104V103H164ZM126 106V107H125ZM162 106H163V104H162ZM166 106H167V104H166ZM165 107V106H163V109H161L160 108V110H159V108H158V112H160L159 114H160V116L158 117V123L156 122V126H154L155 128L157 127L158 128V130H157V128L155 129V131L157 130L158 131V133H160L159 135H157L158 133H156V137L157 138H159V136L161 135V139L159 138V141L161 142V140H162V144L164 145V147H163V145H160V146H162L163 148H165L164 150H166L167 152V155L166 156H168V154H169V157L171 156V154L173 155V153L176 151L174 148L177 146V150H179V144L177 145L176 143H181V142H183L182 140L181 141H179V139H178V134H183L184 133V131L185 130H182L184 127L183 126H185V128H187L186 127V124L187 123H185L184 124V122H185V120H186V118L185 117H187V113L188 114H191V113H189L188 112V109L186 110V111H184V109L183 110H181L182 108L181 107H179L180 108V114L182 113V112H186V114H183L182 113V115H184L183 117H182V115H180V114H178L177 112L179 111H177V109H175L176 110V112H175V110L173 111V114L171 113L172 111L169 109V107ZM160 107V106H159ZM173 107V108H172ZM131 108V107H130ZM41 110V111H42ZM130 110V109H129ZM157 112V113H158ZM174 112H175V114L177 115V119H179V116L178 115H180L181 117H180V119L182 118H184L183 119V122H182V119L179 121L180 122V125H181V123H183L182 124V127H180V126H178L177 124H175L174 122H173V118H170L171 120H169V119H167V115L169 114V113H171L172 114V117H173V115H174ZM43 113V112H42ZM128 114H130V112L128 113ZM171 114H169V116H168V118L169 117H171ZM42 115V114H41ZM143 116H144V113H143ZM190 116V115H189ZM44 117V116H43ZM132 117V116H131ZM135 117V116H134ZM175 117V116H174ZM135 118H137V117H135ZM139 118H141V116L140 117H138V119ZM144 118V117H143ZM175 118V120H177ZM39 119V120H38ZM132 119V118H131ZM134 119V118H133ZM189 120H191V119H188L187 121H189ZM34 121H35V119H34ZM141 121V120H140ZM140 121H139V123H140ZM143 121V120H142ZM186 121V122H187ZM144 122V121H143ZM190 123H189V125H188V127L189 126H192V125H190L191 123H192V121H189ZM32 123V122H31ZM136 123H138V122H136ZM138 123V124H139ZM197 123V122H196ZM253 123V122H252ZM134 124H135V122H134ZM133 124V125H134ZM155 124V123H154ZM153 124V125H154ZM179 124V123H178ZM34 125H36L35 123H34ZM34 125H33V128H34ZM139 125H141V124H139ZM197 125V124H196ZM195 125V126H196ZM250 125V124H249ZM37 126V125H36ZM142 126V125H141ZM144 126V125H143ZM194 126V127H195ZM199 126V125H198ZM32 127V126H31ZM31 127H29V129H32ZM135 128H138V127H136V126H134ZM35 128H37V127H35ZM41 128H40V130H41ZM135 128H133V129H135ZM141 128V127H140ZM184 128V129H185ZM190 128H193V126L192 127H190ZM197 128V127H196ZM43 129V128H42ZM142 129V128H141ZM189 128H187L186 129V131L188 130ZM33 130V129H32ZM193 130V129H192ZM140 131H142V130H139V132ZM181 131H183V133L181 132ZM194 131H196L195 130V128H194ZM193 131V132H194ZM33 132H35V131H27L26 132V130H25V132H22L21 134H22V138H25V139H27V141H28V139H29V143H31V144H29V146L31 145V152L29 151V149H28V151L30 152V153H32V151L34 152H36V149L35 150H33L34 149V145L35 144H37V145H39L38 143H39V141H40V138H39V135L38 136H36V132H35V134L33 133ZM39 132V131H38ZM40 132H42V131H40ZM46 132V131H45ZM48 132V131H47ZM46 132V133H47ZM180 132V133H179ZM187 132H189V131H187ZM199 132V131H198ZM186 133V132H185ZM184 133V134H185ZM196 133V132H195ZM225 134H226V132H224ZM228 133H229V131H228ZM227 133V134H228ZM20 134V135H21ZM41 134V133H40ZM50 134V133H49ZM50 134V135H51ZM128 134V135H127ZM180 134V135H181ZM183 134V135H184ZM187 134H189V133H187ZM200 134V133H199ZM225 134H224V136H225ZM44 135H45V133H44ZM127 135V136H126ZM194 135V134H193ZM47 136H45L46 138H48ZM185 137H184V140H186L185 138H186V134L184 135ZM188 136V135H187ZM192 136V135H191ZM199 137L200 138V136L198 135V134H196V137ZM227 136V135H226ZM195 137V136H194ZM193 137V138H194ZM20 138H21V136H20ZM42 138V137H41ZM130 138H132V136L130 137ZM192 138V137H191ZM193 138H192V140H193ZM228 138H230L231 140L230 141H234V140H232V138L231 137H229V134H228ZM203 139V138H202ZM202 139H200V140H202ZM44 140V139H43ZM130 141L132 144H130L128 141ZM225 140L226 141H228V139H226L225 138ZM31 141V142H30ZM45 141V140H44ZM43 141V142H44ZM157 141H158V139H157ZM178 141V142H177ZM187 142H188V140H186ZM191 141V140H190ZM189 141V142H190ZM194 141V140H193ZM192 141V142H193ZM199 141V139L196 141V142H198ZM246 141V140H245ZM41 142H42V140H41ZM141 142V141H140ZM201 142H203V147L205 146L204 145V141H201ZM201 142H199V143H201ZM235 142V141H234ZM242 142V141H241ZM244 142V141H243ZM247 142V141H246ZM46 143H44V144H46ZM186 143V142H185ZM194 143V142H193ZM192 143V145H190V146H192V148H194V150H195V152H194V150L192 151V152H190V154H189V157H193V156H195V159H194V157L192 158V163H195V162H197V161H194V160H197L198 159V166H196V165H194L195 167H198L197 168V170L198 171H195V172H197V175L198 176H196V177H198L199 178V180H200V183H201V185H200V189H201V191H196L198 194H199V197L201 198V200L203 201L204 199H202V197L200 196V194H201V192L208 198V202L210 203V206L212 207V206H215V204H217V208L222 204V202H223V198L225 197V196H223V194H221V193H223L224 191H221V185H220V182H221V180L223 179V177L222 178H220V176L221 175H219V173H218V171H217V169H218V167L216 166L215 167V163L216 162H208V163H206V159L204 160L203 159V154H204V152H206V150L208 149H206L205 151H203V147H202V144H200L201 146H198L197 145V143H194L193 144ZM225 144H228V142H224ZM232 143V145H233V142H231ZM231 143H229L230 145H231ZM248 143V142H247ZM251 141L249 142V144L251 145ZM182 144V143H181ZM180 144V145H181ZM190 144V143H189ZM188 144V145H189ZM234 144H236V143H234ZM239 144V143H238ZM240 144H243V143H240ZM239 144V145H240ZM249 144H245V145H248L249 147H247V151L250 149V147L252 146H250ZM41 145H43V143L41 144ZM53 145H51V146H53ZM185 145V144H184ZM186 145H187V143H186ZM185 145V146H186ZM197 145V146H196ZM208 145V144H207ZM206 145V146H207ZM244 145V146H245ZM50 146V145H49ZM225 147H227L226 145H224ZM235 146H237V144L235 145ZM242 146V145H241ZM39 147V146H38ZM43 147H44V145H43ZM183 147V146H182ZM211 147V146H210ZM210 147H209V149H210ZM243 147V146H242ZM242 147H240V148H242ZM253 147V146H252ZM251 147V148H252ZM262 147V146H261ZM30 148V147H29ZM35 148H36V145H35ZM46 148H48L47 147V145H46ZM49 148H51L52 149V147H49ZM56 148H54L55 149V151H56ZM148 148V147H147ZM162 148V149H163ZM187 148V146L186 147H184V150ZM206 148V147H205ZM229 148V147H228ZM233 148V147H232ZM234 148H236V150H238L237 148L238 147H234ZM245 148H246V146H245ZM249 148V149H248ZM44 149V148H43ZM135 151H134V150ZM173 149H174V152H173ZM182 149V148H181ZM208 149V150H209ZM259 149V148H258ZM263 149H264V147H263ZM262 149V150H263ZM23 150V149H22ZM21 150V151H22ZM26 150H27V148H26ZM47 150V149H46ZM163 150V151H164ZM190 150H192V149H190ZM224 150V149H223ZM228 150V149H227ZM227 150L225 151V152H227ZM233 150V149H232ZM256 150H257V148H256ZM261 150V151H262ZM27 151V152H28ZM40 151V150H39ZM49 151V150H48ZM229 151H230V148H229ZM242 151V150H241ZM245 151H246V149H245ZM244 151V152H245ZM245 152V153H250V151H253V149L252 150H250L249 152ZM23 152V151H22ZM29 152H28V154H29ZM34 152V154L37 156V154ZM40 152H42V151H40ZM57 152V153H58ZM173 152V153H172ZM179 151H177V153H178ZM187 152V150H185V153ZM194 152V154L197 152V154H199V155H197V154H195V155H191L192 153ZM213 152V151H212ZM233 152V151H232ZM234 152H235V150H234ZM244 152H242V153H244ZM263 152H264V150H263ZM150 153V152H149ZM148 153V154H149ZM177 153H175L176 155H177ZM183 153V152H182ZM188 153V152H187ZM207 153H208V151H207ZM236 154H235V156H234V154L232 155V157L234 158V163H236L237 165H238V167L240 168V171L238 170V172H240V173H242L243 172V174H245V173H248V172H250L249 170H250V168L251 167H253V169H254V172L252 171V173L254 174L255 173V175H257V176H259V177H263L264 178V168H261L262 166H259L260 164H258V163H255V162H257V161H255V159L257 160V158H255L254 160H253V158H251L250 156V158L252 159V161H250V160H248L244 155H245V153H244V155H242V153L241 152H235ZM255 152H253V154H254ZM256 153H257V151H256ZM26 154V153H25ZM25 155V156H29V157H31V155ZM42 154V153H41ZM49 154L50 153H48V154H46V157H47V155L49 156ZM53 154H55V153H53ZM52 153H51V155H53ZM181 154V153H180ZM184 154V153H183ZM209 154H211V153H209ZM227 154H228V152H227ZM246 154V156H248V155H251V154H248L247 155ZM5 155V154H4ZM7 155H10V154H6V156ZM23 155V154H22ZM57 155V154H56ZM188 155V154H187ZM191 155V156H190ZM198 157H197V156ZM205 155H207V154H205ZM212 155V154H211ZM226 155V153L224 154V156ZM257 155L258 154H256V155H252V157L253 156H256L257 157ZM260 155H263L262 153L260 154ZM260 155H258V156H260ZM5 156V157H6ZM36 156H34V157H32L31 159H35L34 161H37L36 159H38V157H36ZM42 156V155H41ZM150 156V155H149ZM148 156V157H149ZM180 156V155H179ZM182 156V155H181ZM227 156H229V155H226L225 157H227ZM231 156V155H230ZM10 157V156H9ZM7 158L8 159V161H7V159L6 160H3L4 159V157L2 158V162H4V161H7V162H9V160H11L10 158ZM44 157H45V155H44ZM45 157V158H46ZM56 157H58V156H56ZM168 157V158H169ZM171 157H173V156H171ZM197 157V158H196ZM212 157V156H211ZM210 157V159H213V157L211 158ZM261 157V160H262V156H260ZM13 158V157H12ZM28 158V157H27ZM26 158V159H27ZM42 158V157H41ZM48 158V159H47ZM46 159H47V161H46V163L48 162V160L50 159L51 160V157L49 158V157H47ZM178 158V157H177ZM185 158V157H184ZM207 159H208V155H207V157H206ZM230 158V157H229ZM228 158V159H229ZM264 158V157H263ZM30 159V158H29ZM27 160L28 161V163H32L33 164V162H31V160ZM44 159V158H43ZM42 159V160H43ZM57 159V158H56ZM194 159V160H193ZM203 159V161H201ZM228 159H226V160H228ZM258 159H260V158H258ZM24 160H25V157H24ZM147 160H149V161H147ZM177 160V159H176ZM209 160V159H208ZM214 160V159H213ZM230 160H233L232 158H230ZM229 160V161H230ZM260 160V161H261ZM264 160V159H263ZM262 160V161H263ZM30 161V162H29ZM40 161V160H39ZM53 161V160H52ZM157 161V160H156ZM190 161V160H189ZM194 161V162H193ZM211 161V160H210ZM215 161V160H214ZM228 161V162H229ZM262 161H261V163H262ZM6 162V163H7ZM11 162V161H10ZM12 162H13V160H12ZM12 162L10 163L11 165H9V168L12 166ZM26 161H24V166L25 167H27V165H25L26 163H25ZM41 162V161H40ZM39 162V163H40ZM44 162V161H43ZM57 161H55L54 163H56ZM176 162V161H175ZM181 162V161H180ZM232 162V161H231ZM231 162H229V163H231ZM45 163V162H44ZM53 163V164H54ZM60 163V164H61ZM170 163H171V161H170ZM183 163H184V161H183ZM215 165H214V164ZM228 163V165H230ZM233 163V162H232ZM255 163V166L253 165ZM260 163V162H259ZM2 164H4V163H2ZM9 164V163H8ZM38 164V163H37ZM36 164V165H37ZM49 163H47V165H48ZM218 164V163H217ZM257 164V165H256ZM264 164V163H263ZM30 165V164H29ZM44 165V164H43ZM42 165V166H43ZM63 165V164H62ZM184 167H185V169H186V163H184ZM192 165V164H191ZM237 165H235V167L237 166ZM5 166H7L8 167V165H6V164H4V166L3 167H5ZM51 166V165H50ZM181 166V165H180ZM188 166H189V164H188ZM187 166V167H188ZM6 167V169H8ZM52 167V166H51ZM157 167V168H156ZM182 167V166H181ZM30 168H31V165H30ZM40 168V167H39ZM228 168H230V167H228ZM231 168H233V166L231 167ZM230 168V169H231ZM12 169V168H11ZM252 169V170H253ZM2 170V169H1ZM27 170H28V168H27ZM37 170V169H36ZM41 170V169H40ZM44 170V169H43ZM53 170V169H52ZM51 169L49 170V171H52ZM190 170V169H189ZM233 170V169H232ZM7 171V170H6ZM38 171V170H37ZM168 171H169V169H168ZM184 171V170H183ZM187 170H185L184 171V173L186 172ZM191 171H193L192 169H191ZM231 171V170H230ZM3 172V171H2ZM8 172V171H7ZM172 172V171H171ZM220 172H221V170H220ZM12 172H11V170H10V174H11ZM36 173V172H35ZM43 173V172H42ZM168 173V172H167ZM187 173V172H186ZM193 173V172H192ZM251 173V174H252ZM0 174L2 175V173L0 172ZM5 174H6V172L4 173V176H5ZM9 172H8V177H9ZM40 174V173H39ZM47 174V173H46ZM49 174H50V172H49ZM168 174H171V173H168ZM167 174V175H168ZM172 174L174 175V173L172 172ZM177 174V173H176ZM220 174H223V173H220ZM236 174H237V172H236ZM236 174H235V177H236ZM239 174V173H238ZM238 174H237V176H238ZM252 174V175H253ZM7 175L5 176V177H7ZM12 175V174H11ZM36 175V174H35ZM45 175V174H44ZM51 175H52V173H51ZM166 175V174H165ZM242 175V174H241ZM240 175V176H241ZM247 175V174H246ZM254 175V176H255ZM3 176V175H2ZM3 176V177H4ZM42 176H43V174H42ZM168 176H170V175H168ZM177 176V175H176ZM191 176V175H190ZM193 176H194V174H193ZM192 176V177H193ZM248 176H250V175H248ZM2 177V178H3ZM41 177V176H40ZM46 177V176H45ZM173 177V176H172ZM243 177V176H242ZM242 177H240V178H242ZM256 177V176H255ZM9 178H11V177H9ZM178 178H179V175H178ZM195 178V177H194ZM193 178V179H194ZM238 178V177H237ZM248 178V177H247ZM250 178H253V177H251L250 176ZM7 179V178H6ZM41 179V178H40ZM42 179H44V178H42ZM171 179V178H170ZM169 179V180H170ZM193 179H192V181H193ZM221 179V180H220ZM245 179H246V176H245ZM261 179V178H260ZM259 179V180H260ZM3 180V179H2ZM1 180V181H2ZM8 180V179H7ZM6 180V181H7ZM47 181V178L46 179H44V181ZM161 180H162V177H161ZM168 180V179H167ZM168 180V181H169ZM242 180V179H241ZM250 180V179H249ZM262 180V179H261ZM42 181V180H41ZM172 181V179L170 180V182ZM239 182H241L240 180H238ZM243 182H244V179L242 180ZM247 181H248V179H247ZM253 181H256V180H253ZM178 182V181H177ZM239 182L237 183L238 185H239ZM242 182V183H243ZM245 182H246V180H245ZM244 182V183H245ZM257 183L256 184H258V186L260 185L259 183H261V181L259 182V181H256ZM56 183V182H55ZM54 183V185H56V186H60V185H57V183L55 184ZM163 183V182H162ZM193 183V182H192ZM196 183V185H198L197 183L198 182H195ZM241 183V184H242ZM246 183H248V182H246ZM263 183V182H262ZM3 184H4V182H3ZM5 184H6V182H5ZM52 184V183H51ZM249 184H252V182H250ZM264 184V183H263ZM46 185V184H45ZM194 186V188H197V186ZM223 185V184H222ZM236 185V184H235ZM255 185V184H254ZM47 186V185H46ZM245 186V185H244ZM247 186L249 187V185L247 184L246 185V187L245 188H247ZM4 187V186H3ZM6 187V186H5ZM163 187L165 188L166 186H164L163 185ZM188 187V186H187ZM202 187V188H201ZM237 187V186H236ZM235 187V188H236ZM252 187H254V186H252ZM256 187H257V185H256ZM260 187V186H259ZM259 187H258V191L259 192H262V190L261 189H264V186H263V188H260L259 189ZM48 188H50L49 186H48ZM52 188L53 189H56V187L54 186L53 187V185H52ZM61 188H58L57 190H55L54 192L56 193L59 189H61ZM222 188H223V186H222ZM240 188H243V185L242 186H240ZM239 188V189H240ZM255 188V187H254ZM44 189V188H43ZM169 189V188H168ZM184 189V188H183ZM190 189V188H189ZM198 189V188H197ZM237 189V188H236ZM239 189H237V190H239ZM249 189V188H248ZM248 189H246L247 191H249ZM50 190L52 191V189L50 188ZM152 190V191H153ZM162 190H163V188H162ZM185 190V189H184ZM183 190V191H184ZM193 191H194V189H192ZM261 190V191H260ZM170 191V190H169ZM182 191V190H181ZM190 191V190H189ZM240 191V193H241V191H242V189L241 190H239ZM252 191L254 192L255 190H253V188H252ZM251 190H250V192H252ZM264 191V190H263ZM60 192L61 191H59V194H60ZM77 192H79L78 194H77ZM163 192V191H162ZM164 192H166L167 193V189L165 190L164 189ZM180 192V191H179ZM186 192H188L187 190H186ZM195 192V191H194ZM195 192V198L197 199V196H198V194ZM244 192V191H243ZM249 192V193H250ZM252 192V193H253ZM51 193V192H50ZM82 193V194H81ZM104 193V194H103ZM115 193V194H114ZM121 193V194H122ZM172 193V192H171ZM170 193V194H171ZM245 193V192H244ZM247 194H248V192H246ZM255 193H256V191H255ZM255 193H253V195H255ZM47 194H48V191H47ZM52 194H53V192H52ZM51 194V195H52ZM58 194V193H57ZM58 194V195H59ZM106 194V195H107ZM109 194L107 195L108 196V198H109ZM180 194V193H179ZM197 194V195H196ZM251 194V193H250ZM259 194H261V193H258V195ZM56 195V194H55ZM54 195V196H55ZM60 195H62V193L60 194ZM59 195V196H60ZM65 195V193L62 195V196H64ZM118 195L116 196V197H118ZM125 195V194H124ZM127 195H129V194H127ZM162 195V194H161ZM184 195H188V194H186V193H184ZM192 194L190 193V196H191ZM258 195H255V197H254V201L252 202L253 204L254 203H259V202H261V201H264V200H262V198L260 197V196H258ZM262 195V194H261ZM53 196V197H54ZM163 196V195H162ZM183 196V195H182ZM189 196V197H190ZM246 196V195H245ZM56 197H57V195H56ZM56 197H54L55 199H56ZM67 197V196H66ZM65 196H64V198H66ZM124 197V196H123ZM198 197V198H199ZM243 197V196H242ZM249 197H250V195H249ZM263 197V196H262ZM49 198H51V196H49ZM59 198H61V197H59ZM58 198V199H59ZM104 198H106L105 196H104ZM103 198V199H104ZM120 198V197H119ZM186 198V197H185ZM206 198V199H207ZM244 198V197H243ZM246 198V197H245ZM55 199H53V200H55ZM71 199V198H70ZM78 199H79V197H78ZM112 199H114V198H112ZM205 199V200H206ZM253 199V198H252ZM251 199V200H252ZM68 200V199H67ZM72 200V199H71ZM71 200H69V201H71ZM109 200H110V198H109ZM121 200V199H120ZM194 200V199H193ZM198 200V199H197ZM200 199H199V202L201 201ZM245 200V199H244ZM247 200H248V198H247ZM250 199H249V201H251ZM65 201H66V199H65ZM77 201H79V200H77ZM102 201H104V200H102ZM106 201H107V199H106ZM106 201L104 202V203H106ZM114 201V200H113ZM148 201H150L149 199H148ZM151 201H153V199H151ZM167 201V200H166ZM171 202H172V200H170ZM195 201V200H194ZM201 201V202H202ZM225 201V200H224ZM248 201V202H249ZM23 202H25V201H23ZM23 202H20V205L23 203ZM54 202V201H53ZM57 202V200H55V203ZM58 202H59V200H58ZM58 202H57V204H58ZM62 202V201H61ZM67 203H68V201H66ZM73 202V201H72ZM111 202V201H110ZM109 202V203H110ZM193 202V201H192ZM198 202V203H199ZM200 202V203H201ZM204 202V201H203ZM228 202V201H227ZM226 202V203H227ZM247 202V201H246ZM55 203H54V205H55ZM60 203V202H59ZM71 202H69L68 204H70ZM74 203V202H73ZM78 203V202H77ZM77 203H76V201H75V205H77ZM173 203V202H172ZM199 203V205H203L202 203L200 204ZM206 204H207V202H205ZM211 203H212V205H211ZM224 203V202H223ZM225 203V204H226ZM251 203V204H252ZM27 204V203H26ZM62 204H64V201H63V203ZM68 204H66L67 206H68ZM79 204V203H78ZM206 204H205V206H206ZM225 204H223V205H225ZM228 204H229V202H228ZM228 204H226V207L228 206ZM248 204V203H247ZM250 204V205H251ZM262 204V203H261ZM28 205V204H27ZM59 205V204H58ZM70 205H74V204H70ZM101 205H102V207H101ZM106 205V204H105ZM249 205V206H250ZM259 205V204H258ZM43 206H44V204H43ZM47 206H50V204H47ZM56 206V205H55ZM63 206V205H62ZM109 206V205H108ZM160 206H161V203H160ZM170 206V205H169ZM201 206H200V208H201ZM20 207V206H19ZM45 207V206H44ZM51 207H52V204H51ZM60 207V206H59ZM77 208L76 209H78V205L76 206ZM80 207V208H81ZM159 206H157V208H158ZM162 207V208H161ZM161 207H159V211H160V213L159 214H161V219H162V221H163V223L166 225V226H168V230H165V232H166V234H169L170 236H171V243L169 244V240L168 239H165V240H168V241H166L165 243L168 245V247H169V250H170V252L171 251H173V252H175V254H174V257H176L177 259H179V260H181L182 261V264H220V256L216 253V254H214V255H212V258H211V256H210V258H211V260H209V255H211V254H209L208 255V257H207V255H205V253L207 254L208 252H206L205 251V249H206V247H205V245L204 246H202L204 243L206 244V242H207V240H209V238H208V236H209V230H208V232H207V228L205 227V224H203V222H202V224L204 225V231H203V233H198V232H196L194 229H193V227L192 228H190V229H184V231H181V230H179V228L177 227V225L176 224H174L173 223V219L175 218V217H172L173 215H171V211H169V207H166V205H165V207L164 206H161ZM203 207V206H202ZM221 207V206H220ZM220 207L218 208V209H216L218 212L221 210L220 209ZM226 207H222V209L223 208H225L226 209ZM258 207V206H257ZM48 208V207H47ZM46 207H45V211L47 212L49 209V212L53 209H51L50 207H49V209H47ZM65 208V210H66V208H69V206L68 207H64ZM73 208H74V206H73ZM81 208V209H82ZM104 208V207H103ZM106 208H108L107 206H106ZM109 208H110V206H109ZM227 208H230V205L227 207ZM264 208V207H263ZM55 209V208H54ZM62 209V208H61ZM70 209H71V211H74V209L72 210V208L70 207L69 208V211H70ZM75 209V211L77 212V210ZM111 209V208H110ZM171 209V208H170ZM174 209V208H173ZM193 209H195V208H193ZM202 209V208H201ZM204 209H205V207H204ZM208 209H209V207H208ZM213 209V208H212ZM262 209V208H261ZM20 211H22L23 213H21L22 215H24L25 217H29V213H28V210L30 211V209L28 208V206H26L24 203H23V206H22V210H21V208L19 209ZM57 210V209H56ZM68 210V209H67ZM78 210H80V209H78ZM104 210H106L105 208H104ZM109 210V209H108ZM192 210V209H191ZM190 210V211H191ZM214 210H215V208H214ZM214 211V212H217V211ZM247 210V209H246ZM248 210H250V208L248 209ZM264 210V209H263ZM58 212H59V209L57 210ZM57 211H55V212H57ZM62 211V210H61ZM64 211V210H63ZM62 211V212H63ZM82 211H84V209L82 210ZM107 211V210H106ZM195 211H196V209H195ZM19 212V211H18ZM57 212V213H58ZM68 211H66V213H67ZM76 212H75V214H76ZM87 212H86V215H87ZM108 212V211H107ZM200 212V211H199ZM218 212H217V214H218ZM223 212H224V210H222V217H223V215L226 213V211H225V213L223 214ZM230 212V211H229ZM15 212H13V215L15 216V214H14ZM52 212H50L49 213V215L51 214ZM70 213V212H69ZM69 213L67 214L68 216H69ZM73 213V215L75 216V214H74V212H72ZM198 213V212H197ZM196 213V214H197ZM231 213V212H230ZM248 213V212H247ZM251 217L250 216H248V217H250L249 218V221L247 222V220L248 219H245L246 220V222H247V229H244V228H246V226L243 228V227H241L243 230H247V231H244V232H246V234L248 235V232H249V234H251V236L253 237V241H254V243H253V245H250L249 246V242H247V246L248 247H244V249H249L250 250V252H246V253H244L243 251V253L244 254H249V256L248 257H246V255H242L243 256V258H244V260L247 258V260H248V258L251 256V261H253V262H255V263H253V262H251L250 261V263L249 264H264V211H258L257 212V210H256V208H254V205H251ZM64 214V213H63ZM202 214V213H201ZM200 214V215H201ZM215 214V213H214ZM219 214H221L220 212H219ZM227 214V213H226ZM225 214V215H226ZM10 215V214H9ZM21 215V216H22ZM27 215V216H26ZM59 215V214H58ZM57 215V216H58ZM66 215V214H65ZM85 215V216H86ZM95 215V214H94ZM94 215L92 216V217H94ZM117 215V214H116ZM189 215H190V213H189ZM216 215V214H215ZM224 215V219H226L227 221L231 218H228V215H229V213L225 216ZM247 215L248 214H245V216H246V218H247ZM11 216V215H10ZM10 216H9V218H10ZM13 216V217H14ZM20 216V217H21ZM51 216V215H50ZM55 216V215H54ZM56 216V217H57ZM62 216V215H61ZM60 215H59V217H61ZM67 216V217H68ZM73 216V217H74ZM77 216V215H76ZM78 216H79V214H78ZM77 216V217H78ZM85 216H83L84 218H85ZM99 216V217H98ZM212 216H214V215H212ZM218 217H219V215H217ZM230 216H231V214H230ZM16 217V216H15ZM31 217V216H30ZM29 217V218H30ZM53 217V216H52ZM65 217V216H64ZM63 217V218H64ZM83 217H78V218H83ZM87 217H90V214L88 213V215H87ZM92 217H90V218H92ZM95 217H96V215H95ZM194 217V216H193ZM192 217V218H193ZM195 217H196V215H195ZM195 217H194V219H195ZM226 217V218H225ZM18 218V217H17ZM17 218H14L13 220H15V219H17ZM23 218V217H22ZM191 217H190V219H192ZM197 218H198V216H197ZM200 218H202V217H200ZM211 218V217H210ZM209 218V219H210ZM213 218V217H212ZM211 218V219H212ZM217 217H215L214 219H212V220H215ZM24 220L26 219V218H23ZM68 219H69V217H68ZM93 219V218H92ZM92 219H90L91 221H92ZM185 219H187V218H185ZM189 219V217H188V220H190ZM199 219V218H198ZM208 219V220H209ZM19 220V218L17 219V220H15V221H18ZM56 220V222L58 221H60L59 219L57 220V219H55ZM81 220V219H80ZM83 220V219H82ZM79 221V223L81 222V224L80 225H82L83 223V221ZM86 220V219H85ZM193 220V219H192ZM216 220H218V219H216ZM223 220V219H222ZM28 221V220H27ZM78 221V220H77ZM88 221V224H89V219L87 220ZM230 221V220H229ZM11 222H12V220H11ZM20 222H22V221H20L19 220V223L18 224H20ZM25 222V221H24ZM61 222V221H60ZM120 222H121V219H120ZM186 222H187V220H186ZM199 221H197L196 223H198ZM207 222H210V220L209 221H207ZM13 223H15V222H13ZM85 223V225H88V224H86V222H84ZM119 223V222H118ZM122 223V222H121ZM200 223H201V221H200ZM212 223V222H211ZM16 224V223H15ZM17 224V225H18ZM57 224V223H56ZM91 224H93V222L91 223ZM90 224V225H91ZM208 224H210V223H208ZM242 224H244V223H241V225ZM13 226H14V224H12ZM53 225H55V224H53ZM84 225V224H83ZM118 225H119V227H118ZM214 225V224H213ZM16 226V225H15ZM58 226V225H57ZM92 226V225H91ZM207 226V225H206ZM212 226V225H211ZM243 226V225H242ZM17 227V226H16ZM18 227H21L20 225L18 226ZM52 227H55V226H52ZM51 227V228H52ZM203 227V226H202ZM214 227V226H213ZM14 228V227H13ZM107 228V229H106ZM121 228H124V227H121ZM206 228V229H205ZM20 229V228H19ZM57 229V228H56ZM56 229H52V232L53 233H56L57 234V236L55 237V238H58V240H59V237H61V236H59V234H58V232H56ZM124 229H127V227L126 228H124ZM124 229H122V230H124ZM131 229H133V228H130V230ZM166 229V228H165ZM202 229V230H203ZM213 229V228H212ZM11 230H12V227H11ZM14 230V229H13ZM12 230V231H13ZM16 230V229H15ZM17 230H18V228H17ZM59 230V229H58ZM82 230H83V228H82ZM112 230H113V232H112ZM122 230H119V231H122ZM158 230V229H157ZM243 230H242V233H243ZM11 231V232H12ZM135 231V230H134ZM162 231V230H161ZM16 232L17 231H15V234H16ZM84 232V231H83ZM123 233L122 234H124V231H122ZM126 232V231H125ZM130 232V231H129ZM136 232V231H135ZM13 233V232H12ZM12 233H11V235H12ZM18 233H20V231L18 232ZM50 233H51V230H50ZM62 233V232H61ZM112 233H115V239H114V234H113V236H111L112 235ZM130 233H132V232H130ZM134 233V232H133ZM154 233V232H153ZM158 233H159V231H158ZM161 233V232H160ZM159 233V234H160ZM162 233H164L163 231H162ZM14 234V233H13ZM129 234V233H128ZM150 234H151V232H150ZM155 234H156V231H155ZM210 234H211V232H210ZM245 234V235H246ZM9 235V234H8ZM18 237V239L14 236V235H12V240L14 239V237L16 238V240H18L19 242L18 243H20L21 241V239L19 240V235L18 234H16ZM34 235V234H33ZM132 235V234H131ZM136 235V234H135ZM151 235H153V234H151ZM161 235V234H160ZM245 235H243L242 234V236L243 237H245ZM6 236H7V233H6ZM55 235L53 234V237H54ZM108 236H111V239L113 240V241H111V242H108L109 241V239H107L106 237H108ZM149 236V235H148ZM164 236H165V234H164ZM211 236V235H210ZM215 236V235H214ZM214 236H212V237H214ZM241 236V237H242ZM249 236V235H248ZM10 237V236H9ZM130 237V236H129ZM136 237H137V235H136ZM142 237V236H141ZM145 237V236H144ZM143 237V238H144ZM147 237V236H146ZM156 237H158V236H156ZM160 237V236H159ZM168 237V236H167ZM31 238H33V244H29V246L31 247V245H33L32 247H31V251L29 252L30 254H31V252H32V254L37 250V249H39L40 247H41V245H43V239L42 238H40V236L38 235V234H36V235H34V237L32 236ZM54 238V239H55ZM134 238V237H133ZM138 238V237H137ZM131 239V238H130ZM139 239V238H138ZM149 239V238H148ZM158 239V238H157ZM247 239H248V237L246 238V240L245 241H247ZM251 237H250V241H251ZM15 240V239H14ZM62 240V239H61ZM67 240V239H66ZM66 240H65V242H66ZM140 240V239H139ZM160 240V239H159ZM237 240H238V238H237ZM236 240V241H237ZM240 240V239H239ZM241 240H243V242H244V238H242ZM55 241V240H54ZM64 240H62V242H63ZM156 241V240H155ZM158 241V240H157ZM59 242H61V241H59ZM146 242V241H145ZM153 242V241H152ZM160 242V241H159ZM168 242V243H167ZM239 242H241V241H239ZM239 242H237V243H239ZM243 242H241V244L243 243ZM16 243V241H13V243L12 244H15ZM30 243H31V240H30ZM64 243V242H63ZM133 243V242H132ZM149 243V242H148ZM156 243V242H155ZM17 244V243H16ZM57 244H59V243H57ZM97 244V245H96ZM106 244V245H105ZM139 244V243H138ZM143 244V243H142ZM159 244H161V243H159ZM19 245V244H18ZM60 245V244H59ZM66 245V244H65ZM69 245V244H68ZM92 245V244H91ZM94 245V244H93ZM93 245L91 246V247H93ZM134 245V244H133ZM207 245V244H206ZM220 245V244H219ZM239 245H240V243H239ZM245 246H246V243L244 244ZM153 246V245H152ZM166 246V245H165ZM164 246V247H165ZM241 246V245H240ZM29 247V248H30ZM89 247H90V245H89ZM88 247V248H89ZM139 247V249L141 250V248H140V245L138 246ZM157 247V246H156ZM168 247H166V248H168ZM201 247H203V248H205V249H203V248H201ZM222 248L221 246H218V251L217 250H215V252H219L221 249L220 248ZM48 248V247H47ZM69 248V247H68ZM73 248V247H72ZM86 248V247H85ZM242 248V247H241ZM45 249V248H44ZM49 249H51V248H49ZM54 251H63V258H62V262H59V261H61V260H57L58 262H56V260L53 258V262L52 263H50V264H83V262L85 263V261H83L84 259L82 258L81 259V257L79 258V259H81L83 262H81V261H78L77 259H75L74 257H73V255L72 254H68L67 253V251H66V249L64 248V246L62 245V243H61V245H60V247H57V246H55L54 248ZM76 249V248H75ZM74 249V250H75ZM100 249V250H99ZM105 249H106V247H105ZM201 249H202V251H201ZM243 249V248H242ZM241 249V250H242ZM243 249V250H244ZM71 250V249H70ZM73 250V251H74ZM89 250V249H88ZM91 250V249H90ZM94 250V251H95ZM98 250H99V252H98ZM104 250V249H103ZM110 250H112L111 248H110ZM109 250V251H110ZM143 250V249H142ZM141 250V251H142ZM163 250V249H162ZM75 251H77V250H75ZM94 251H92L93 252V254H94ZM114 251V252H115ZM205 251V252H204ZM245 251V250H244ZM37 252V251H36ZM38 252H39V250H38ZM70 252V251H69ZM108 252V251H107ZM112 252H113V250H112ZM140 252V251H139ZM203 252V253H202ZM214 252V253H215ZM58 254H61V253H58ZM103 254V253H102ZM113 254H115V253H113ZM173 254V253H172ZM242 254V253H241ZM50 255V254H49ZM53 255V254H52ZM97 255H94V256H97ZM107 255V254H106ZM145 255V254H144ZM220 255H222V253L220 252ZM48 256V255H47ZM99 256V255H98ZM100 256H102V255H100ZM112 256V255H111ZM246 258H245V257ZM109 257V256H108ZM118 257V256H117ZM173 257V256H172ZM50 258V257H49ZM91 258V257H90ZM111 258V257H110ZM115 258V257H114ZM119 258H120V256H119ZM118 258V259H119ZM137 258V257H136ZM136 258H134V259H136ZM222 258V257H221ZM51 259V258H50ZM60 259H61V257H60ZM100 259V258H99ZM108 259V258H107ZM122 259H119V261L120 260H122ZM92 260V259H91ZM96 260V259H95ZM105 260V259H104ZM104 260H102V258L100 259V260H96V261H92L93 263L92 264H105V262H103ZM110 260V259H109ZM108 260V261H109ZM116 260V259H115ZM247 260H245V263H246V261ZM49 261H51V260H49ZM108 261H106L107 262V264H108ZM119 261L117 262V264H119ZM125 261H124V264H125ZM136 261H138V260H136ZM180 261V262H181ZM110 262V261H109ZM179 262V263H180ZM86 264V263H85ZM89 264H91L90 263V261H89ZM110 264V263H109ZM134 264H136V262L134 263ZM138 264V263H137Z\"/></svg>",
	"mask_w": 264,
	"mask_h": 264
}]
</instances>
